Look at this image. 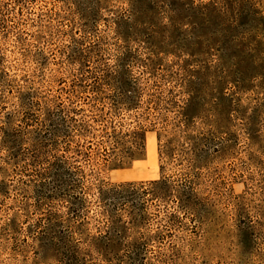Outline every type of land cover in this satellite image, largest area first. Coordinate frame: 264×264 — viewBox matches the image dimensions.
Returning <instances> with one entry per match:
<instances>
[{
  "label": "rangeland",
  "instance_id": "rangeland-1",
  "mask_svg": "<svg viewBox=\"0 0 264 264\" xmlns=\"http://www.w3.org/2000/svg\"><path fill=\"white\" fill-rule=\"evenodd\" d=\"M0 264H264V0H0Z\"/></svg>",
  "mask_w": 264,
  "mask_h": 264
},
{
  "label": "trees",
  "instance_id": "trees-1",
  "mask_svg": "<svg viewBox=\"0 0 264 264\" xmlns=\"http://www.w3.org/2000/svg\"><path fill=\"white\" fill-rule=\"evenodd\" d=\"M141 140V143H140V146H142V148H144V143H145V135H142V137L140 138ZM52 179V176L51 175H46L44 178H43V184L44 185H48V183H50V180ZM82 193V189L80 187V190H78V193ZM58 194V193H57Z\"/></svg>",
  "mask_w": 264,
  "mask_h": 264
}]
</instances>
